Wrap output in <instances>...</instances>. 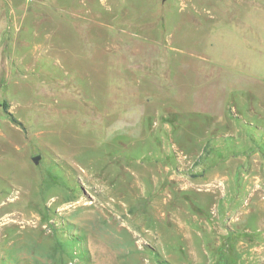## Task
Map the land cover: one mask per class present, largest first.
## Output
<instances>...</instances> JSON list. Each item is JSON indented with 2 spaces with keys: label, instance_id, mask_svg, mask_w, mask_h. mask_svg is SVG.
Segmentation results:
<instances>
[{
  "label": "rangeland",
  "instance_id": "374dc122",
  "mask_svg": "<svg viewBox=\"0 0 264 264\" xmlns=\"http://www.w3.org/2000/svg\"><path fill=\"white\" fill-rule=\"evenodd\" d=\"M164 260L264 264V0H0V264Z\"/></svg>",
  "mask_w": 264,
  "mask_h": 264
},
{
  "label": "bare ground",
  "instance_id": "6f19581e",
  "mask_svg": "<svg viewBox=\"0 0 264 264\" xmlns=\"http://www.w3.org/2000/svg\"><path fill=\"white\" fill-rule=\"evenodd\" d=\"M12 205H13V204H12ZM16 215H17V214H16ZM17 219H18V220L26 221V220H25V219H26V216H20V217H17ZM18 220H17V221H18ZM37 220H38V219H37ZM17 221H16V222H17ZM32 222H33V221H32ZM38 222H39V221H38ZM35 223H36V222H35ZM7 224H8V223H7ZM14 224H15V223H14ZM20 226H21V225H20ZM23 226H24V225H23ZM37 226H38V225H37ZM22 229H23V228H22Z\"/></svg>",
  "mask_w": 264,
  "mask_h": 264
},
{
  "label": "trees",
  "instance_id": "16d2710c",
  "mask_svg": "<svg viewBox=\"0 0 264 264\" xmlns=\"http://www.w3.org/2000/svg\"><path fill=\"white\" fill-rule=\"evenodd\" d=\"M13 121L16 122L17 124L21 125V123L19 121L15 120L14 118H13ZM161 262H162V264H171L170 262H168L166 260L161 261Z\"/></svg>",
  "mask_w": 264,
  "mask_h": 264
},
{
  "label": "water",
  "instance_id": "95a60500",
  "mask_svg": "<svg viewBox=\"0 0 264 264\" xmlns=\"http://www.w3.org/2000/svg\"><path fill=\"white\" fill-rule=\"evenodd\" d=\"M39 159H40V156H36V157L33 158V160H34V162H35L36 164H38Z\"/></svg>",
  "mask_w": 264,
  "mask_h": 264
}]
</instances>
